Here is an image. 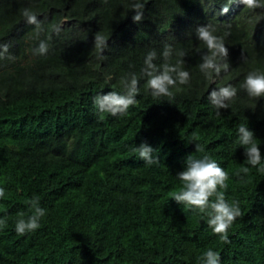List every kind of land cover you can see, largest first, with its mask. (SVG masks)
<instances>
[{
	"label": "trees",
	"instance_id": "1",
	"mask_svg": "<svg viewBox=\"0 0 264 264\" xmlns=\"http://www.w3.org/2000/svg\"><path fill=\"white\" fill-rule=\"evenodd\" d=\"M134 2L0 0V264H198L209 248L221 264H264V174L250 165L241 172L246 157L235 144L247 124L264 153V97L241 87L250 71H264V8L233 3L225 14L227 0H140L136 22ZM200 26L228 49L227 68L211 81L199 68L208 51ZM151 51L157 67L179 63L189 72L171 97L145 88ZM130 73L136 104L122 116L101 113L95 97L122 92ZM228 85L237 94L217 110L209 93ZM145 141L159 163L139 159L134 149ZM197 143L228 173L226 199L240 204L227 242L173 198L187 156L202 155ZM34 195L46 215L38 230L18 234Z\"/></svg>",
	"mask_w": 264,
	"mask_h": 264
},
{
	"label": "clouds",
	"instance_id": "2",
	"mask_svg": "<svg viewBox=\"0 0 264 264\" xmlns=\"http://www.w3.org/2000/svg\"><path fill=\"white\" fill-rule=\"evenodd\" d=\"M233 3L242 4L250 9L264 8V0H227L223 7V13L230 10ZM136 14L133 19L141 21L143 13L140 11L144 7L140 0H135L131 5ZM28 23L34 24L39 28L40 21L35 13L25 10L24 13ZM196 35L201 40L208 51L203 54L200 71L208 80H213L214 75H218L222 68H227L221 60L228 55V49L221 37L214 34L208 26H200L196 29ZM51 37H49L50 39ZM102 37L97 36L96 44L99 47ZM48 44L46 40H41L36 49L38 54H46ZM170 48L166 46L163 53L167 59L170 56ZM156 52L151 51L147 54L144 61V74L147 77L145 88L151 90L153 97L173 95V89L177 85H185L189 82V72L179 63L176 65L164 63L157 67L153 60ZM120 83L123 91H111L106 94L97 95L94 99L95 105L101 113H108L114 117L124 115L128 109L136 104L137 96L140 93L139 81L134 73L121 77ZM241 87L251 98L264 97V71H250ZM176 90H179L176 88ZM237 94V89L231 85L213 89L208 96L211 104L217 109L229 108L233 98ZM235 144L244 148L245 164L241 168L242 173H248L250 165L259 173L264 174V153H262L260 142L249 125L240 124L236 131ZM154 148L146 141L136 146L134 151L138 154L146 165L159 163V157L154 155ZM196 152L202 153L197 157L187 156L183 170L176 175L181 182V187L174 193L173 198L178 204L199 211L206 216V223L212 232L219 235L222 241L229 240L228 230L233 225L237 217L241 215L239 201H229L226 199V191L229 187V175L221 167L220 163L210 153H206L202 144H196ZM239 175V173H237ZM5 195V190L0 187V199ZM27 203L31 206L32 214L24 217L21 215L15 223V230L18 234L35 232L41 227V220L46 215V209L41 206L38 196H33ZM6 224V218L0 217V226ZM198 264H221V257L218 251L207 249L198 258Z\"/></svg>",
	"mask_w": 264,
	"mask_h": 264
}]
</instances>
